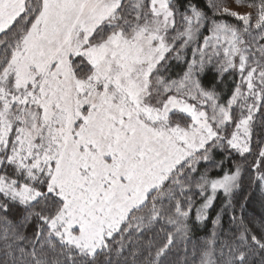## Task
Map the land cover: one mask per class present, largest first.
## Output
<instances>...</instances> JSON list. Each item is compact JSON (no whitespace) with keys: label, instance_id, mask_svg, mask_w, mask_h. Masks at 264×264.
Returning <instances> with one entry per match:
<instances>
[{"label":"snow or ice","instance_id":"6c2138e0","mask_svg":"<svg viewBox=\"0 0 264 264\" xmlns=\"http://www.w3.org/2000/svg\"><path fill=\"white\" fill-rule=\"evenodd\" d=\"M234 3L0 0V264H264V0Z\"/></svg>","mask_w":264,"mask_h":264},{"label":"trees","instance_id":"16d2710c","mask_svg":"<svg viewBox=\"0 0 264 264\" xmlns=\"http://www.w3.org/2000/svg\"><path fill=\"white\" fill-rule=\"evenodd\" d=\"M188 57H191V51L189 50L187 52ZM172 68H171V74L173 76H178V74L182 73V70L185 68L184 63L181 62H176L172 61ZM214 75V72H208L204 76V82L207 84L208 81L212 79ZM252 197L247 205V210L245 215L252 219L254 222V225L256 227H259L260 220L262 216H264V194L261 193V191L258 188H253L252 190ZM238 214H239V209H238ZM195 223L194 220V215L190 218L189 224L190 226ZM168 230H172V226H168ZM211 231L210 225L206 228L204 225L201 224H195V227L193 228L192 234H191V241L192 243L188 245L189 249H191L192 244H196L199 241H202L203 239L206 238V236L209 234ZM257 260L259 259L258 257L256 258Z\"/></svg>","mask_w":264,"mask_h":264},{"label":"rangeland","instance_id":"374dc122","mask_svg":"<svg viewBox=\"0 0 264 264\" xmlns=\"http://www.w3.org/2000/svg\"><path fill=\"white\" fill-rule=\"evenodd\" d=\"M227 4L230 8H232L233 10L235 11H240V12H243L245 11L246 9L244 7H238L235 3H234V0H227ZM230 22H235L232 20V18H229ZM202 42V41H201Z\"/></svg>","mask_w":264,"mask_h":264}]
</instances>
